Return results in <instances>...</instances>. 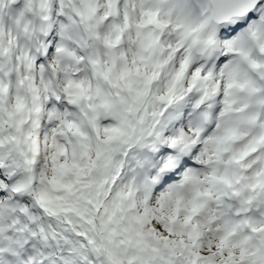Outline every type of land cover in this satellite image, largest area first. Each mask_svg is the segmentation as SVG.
Here are the masks:
<instances>
[{"label": "snow or ice", "instance_id": "snow-or-ice-1", "mask_svg": "<svg viewBox=\"0 0 264 264\" xmlns=\"http://www.w3.org/2000/svg\"><path fill=\"white\" fill-rule=\"evenodd\" d=\"M0 264H264V0H0Z\"/></svg>", "mask_w": 264, "mask_h": 264}]
</instances>
